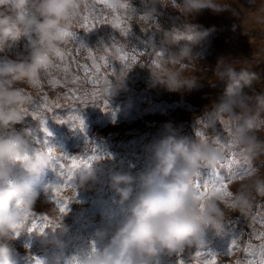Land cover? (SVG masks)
<instances>
[{
  "label": "clouds",
  "instance_id": "1",
  "mask_svg": "<svg viewBox=\"0 0 264 264\" xmlns=\"http://www.w3.org/2000/svg\"><path fill=\"white\" fill-rule=\"evenodd\" d=\"M143 12L130 4L124 15L129 20L139 16L144 22L155 19L158 5L173 7L184 17L199 14L205 9L213 12L230 10L217 0H141ZM89 0H0V54L6 53L21 39L28 41L27 56L0 64V264H17L11 243L28 226L29 215L37 202L50 201L51 193L61 182H50L36 190L30 177L39 176L53 168L54 156L43 148H36L33 136L23 127L29 96L20 85L33 87L52 63L53 56L66 43V33L73 32ZM147 32V30H145ZM214 28L185 23L182 29L157 32L144 41L151 54L167 49V65L148 68L151 87H162L169 92L191 91L198 83L196 75L187 76L182 65L198 63L193 49ZM178 33L184 36L181 43ZM87 33L78 43L87 46ZM173 46H178L172 50ZM239 61L218 59L211 69L216 82L223 85L219 102H213L199 119L214 128L222 120H231L230 140L237 155L247 165L241 177L235 179V191L209 198L197 195L193 178L198 173H211L224 159L223 148L214 142L178 136L170 125L165 134L151 143L147 152L150 165L136 173L111 171L108 187L112 203L123 218L111 232L96 229L90 250L81 249L71 258L65 256L63 237L69 227L45 230L42 242L51 254L38 256L43 264H154L161 251L169 257L191 254L193 248H208V233L225 236L228 212L247 216L258 197H264V175L253 163L264 157V139L258 133L264 119V91L255 92L253 85L260 77L247 67L237 68ZM131 67H123L120 75L102 89L103 97L111 102L122 91H127V74ZM247 90H251L249 95ZM17 125H21L19 129ZM56 153L62 151L54 147ZM98 161V160H96ZM95 161V162H96ZM77 167L69 173V186L76 196L91 190L98 182V166ZM43 194V199H41ZM226 209L228 210L226 212ZM54 211V209H53ZM67 215V213L65 214ZM97 246L98 242H104Z\"/></svg>",
  "mask_w": 264,
  "mask_h": 264
},
{
  "label": "rangeland",
  "instance_id": "2",
  "mask_svg": "<svg viewBox=\"0 0 264 264\" xmlns=\"http://www.w3.org/2000/svg\"><path fill=\"white\" fill-rule=\"evenodd\" d=\"M130 2L138 13L143 12L141 0H89L87 8L82 12L77 26L73 29L76 38H66L61 46V57L53 56V61L60 65L53 69L51 75L45 72L41 75L40 85L28 87L20 85L24 94L31 97L29 109L33 102H47L51 105L59 102L62 107L54 112L44 111L41 115L46 120V127L51 135L45 136L39 129V118L33 120L26 118L23 127L35 131L37 138L47 139L53 147H58L69 155L87 158L99 155L102 158L92 161L98 166V182L88 191H82L77 196L68 185H61L58 195L67 199V215H61L53 200L37 202L33 210L35 216H48L54 223H65L70 231L63 237L66 244L65 256L71 258L81 249L90 250L92 247V234L96 229L107 228L111 232L123 218L119 209L112 203V192L108 187V174L111 171L130 172L134 176L151 163L147 152L148 146L165 134V125H170L178 136H187L207 140L214 138L225 153L221 163L235 159L239 165L246 163L237 155L230 140L232 129L231 120L219 121L214 128L200 122L206 109H210L213 102H219L223 85L216 82L212 68L218 59L224 58L239 61L235 66L247 67L255 71L260 79L254 83L255 92L264 91V0H217L221 5L230 6V10L213 12L205 9L199 14L184 17L173 7L158 5L155 19L144 22L139 16L129 20L124 13L125 9H112L109 3L117 4ZM88 16L90 31L80 26L81 18ZM98 16L101 19L113 20L119 16L121 27H130L131 35H121L120 29L111 26V23H98L91 18ZM185 23L202 26L204 29L214 28L204 40L197 45L193 52L198 63L195 71L192 66H178L187 76L196 75L198 83L191 91L169 92L162 87H151L149 83V69H160L167 65V49L160 52L161 56L151 54L147 46L142 44L148 35L157 32L159 26L165 30L182 29ZM147 30V32L145 31ZM87 33V46L81 48L79 39ZM180 42L184 36L178 33ZM116 48H123L125 52L137 56V62L127 74V91H122L111 102L103 97L102 89L120 75L123 68ZM28 41L21 39L17 45L6 53L0 54V64L27 56ZM137 48L136 52L132 49ZM178 46H173L176 50ZM91 52V57L89 56ZM104 56L105 61L99 59ZM92 57L97 58L101 65V79L94 82ZM89 67L85 73L84 66ZM158 65V66H157ZM92 78H89V77ZM56 83L53 84L52 81ZM249 95L251 90H247ZM66 95H74L79 99H65ZM52 115H59L67 119L70 115H80L85 122V131L72 129L68 124L57 123ZM21 125H17L19 129ZM201 133L200 136L197 133ZM264 139V119L259 122L258 133ZM219 139V143L217 140ZM225 142L231 147L226 146ZM34 144V142H33ZM40 147L39 144H34ZM60 153L57 152V155ZM66 166L70 162H65ZM220 163V164H221ZM247 165V164H246ZM235 166V165H234ZM248 166V165H247ZM259 167L264 175V157L252 165ZM219 169V165L217 167ZM227 174V170H221ZM207 177L208 172H202ZM30 182L36 190L50 182H61L56 169H47L39 176L30 177ZM198 177L194 176L193 183ZM227 183V181H226ZM235 180L227 183V190L235 191ZM203 191V189H201ZM211 191V188H209ZM230 197H226V200ZM43 199V194H41ZM54 209V211H53ZM228 210L226 209V212ZM33 217H29L28 226ZM264 197H258L247 216L238 212H228L225 220V236H213L208 233V248L199 250L202 253H215L216 264H249L255 260L259 264L261 253H264ZM49 227L48 229H50ZM46 229V231L48 230ZM233 240H237L233 252L228 254V248ZM104 242H98L102 246ZM27 246V247H26ZM13 258L17 264H32L33 256L51 254L53 249L46 248L38 231L23 233L16 241L11 243ZM198 250L193 248L191 254L183 253L178 257H169L166 251H161L154 264H177L183 259L185 264H203L211 256L196 257Z\"/></svg>",
  "mask_w": 264,
  "mask_h": 264
},
{
  "label": "snow or ice",
  "instance_id": "3",
  "mask_svg": "<svg viewBox=\"0 0 264 264\" xmlns=\"http://www.w3.org/2000/svg\"><path fill=\"white\" fill-rule=\"evenodd\" d=\"M101 2H105L107 3V0H101ZM85 7L87 8V5H85ZM109 8L112 9H116L117 7L120 9H125L127 10L130 7V2H124V3H120L119 5L117 4H112L109 3L108 4ZM93 21H96L98 23L104 24V23H111V26L114 28H118L120 29L121 35L128 37L131 35V28L130 27H121V19L119 16L115 17L113 20L109 21L108 19H101L98 16H93L91 18ZM90 20L88 16H83L81 18V23L80 26L82 28H84L86 31H90ZM66 38H76V34L74 32H70V33H66L65 34ZM142 44L145 45L144 42H142ZM116 41L115 38H113V45L112 47L115 48V51L118 53H122L121 55H119V60L122 62H125L123 64V67H131L133 63L137 62V56L136 55H131L129 56V54L127 52H125L123 50V48H116ZM84 48V47H81ZM133 52L137 51V48H133L132 49ZM162 52H158L157 53V57L161 56ZM57 57H61V59H63V54L61 53V51H59L56 54ZM89 56L91 57V52H89ZM100 60L105 61V63H107V61L105 60L104 56L99 57ZM158 66V65H157ZM60 67L59 64L55 63L54 61H52V63L47 67V69L45 70L46 74L51 75V72L53 69H58ZM85 68V73L89 72V67L86 65L84 66ZM100 68L101 65L97 64V58L96 57H92V69L94 70L95 76H94V82L95 81H99L101 79V75H100ZM89 78H92L91 76ZM41 81H37L36 85H40ZM53 84L56 83L55 80L52 81ZM79 99V97H76L74 95H66L65 99ZM29 99L31 101V97L29 96ZM62 105L59 102H55L54 104H49L47 102V97L45 96L43 98V102H33L32 108L28 109L25 112L26 117H31L33 120L38 119L39 118V129L41 132H43L45 134V136L47 135H51L48 132V129L46 127V120L47 118H44L41 114L44 111L47 112H54V109H59L61 108ZM52 119H54L57 123L60 124H68L72 129H79L81 132L85 131V122L84 120L81 118L80 115H70L67 117V119L61 118V116L59 115H52ZM28 132L30 135L33 136V142L34 144H39L40 147H36V148H43L45 149L50 155L54 156L55 159V164H54V168L57 171V175L59 177L62 178L63 183L61 185H68V182H70V176L69 173L74 171L77 167L83 166V167H91V162L92 161H96L101 159L102 157L99 155H91L87 158H83V157H78L77 155H69L67 153L61 152L59 155H57L55 148L53 146H51L48 142L47 139H43V138H37L36 133L33 129L28 128ZM198 136L201 135V133H197ZM217 142L219 143V139L217 140ZM226 146L231 147V145H228L227 142H225ZM65 162H70L67 164ZM235 165V166H234ZM247 165H239V162L236 161L235 159L228 161L227 163H221L219 165V169L217 168L216 170H214L213 172L209 173V175L207 177L202 176L201 173H198L196 175V177H198V179L196 180V182L194 183V190L196 191L197 195L203 198H209L213 195L216 194H223L225 195V197H230L231 196V192L227 190V183H231L233 180H235L238 177H241V174L247 169ZM226 169L227 170V174H224L221 170ZM227 181V183H226ZM61 186L58 189H54L53 192L51 193V200H53L55 202L56 207L58 208L59 213L63 216L65 215L69 208H68V201L67 199L60 197L58 195L59 191H60ZM209 188H211V191H209ZM201 189H203V191H201ZM32 216L33 218L30 221V226H27L26 231L28 233H32L34 231H38L39 233H43L46 229H48L49 227L54 228V227H58L59 224L58 223H54L52 221L49 220V217L44 215V216H35V214L31 213L29 215V217ZM29 221V219H28ZM264 223V222H262ZM262 236H264V234H261ZM237 244V240H233L231 245L228 248V254H231L233 252V248L236 246ZM27 247V246H26ZM203 255H208L211 256L210 260H205L203 262V264H216V256L218 254L215 253H202L201 251H197L195 253L196 257H201ZM32 264H43V261L38 257V256H33L31 258ZM72 264H78V262L73 261ZM177 264H185V261L183 259L178 260ZM249 264H256V261H250ZM259 264H264V253H261L260 259H259Z\"/></svg>",
  "mask_w": 264,
  "mask_h": 264
}]
</instances>
